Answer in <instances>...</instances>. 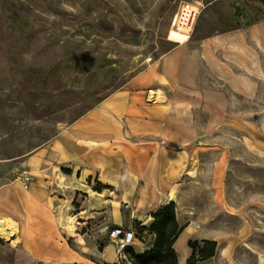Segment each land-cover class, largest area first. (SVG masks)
I'll use <instances>...</instances> for the list:
<instances>
[{
    "label": "rangeland",
    "instance_id": "rangeland-1",
    "mask_svg": "<svg viewBox=\"0 0 264 264\" xmlns=\"http://www.w3.org/2000/svg\"><path fill=\"white\" fill-rule=\"evenodd\" d=\"M204 42L198 81L155 91L170 43ZM171 204L179 264H264V0H0V218L30 230L0 264H131L112 230L143 255Z\"/></svg>",
    "mask_w": 264,
    "mask_h": 264
},
{
    "label": "trees",
    "instance_id": "trees-1",
    "mask_svg": "<svg viewBox=\"0 0 264 264\" xmlns=\"http://www.w3.org/2000/svg\"><path fill=\"white\" fill-rule=\"evenodd\" d=\"M151 218L153 223L149 231L155 236L152 248L143 255H135L132 249L126 248L125 251L129 254V262L131 264H179L174 246L185 231L186 226H180L177 223L174 206L171 204L158 210ZM144 232L146 229L141 227L139 233ZM216 247L215 242L203 241L201 246L189 242L188 248L192 250V255L187 260V264H196L198 261L213 258Z\"/></svg>",
    "mask_w": 264,
    "mask_h": 264
},
{
    "label": "crops",
    "instance_id": "crops-1",
    "mask_svg": "<svg viewBox=\"0 0 264 264\" xmlns=\"http://www.w3.org/2000/svg\"><path fill=\"white\" fill-rule=\"evenodd\" d=\"M209 42H212V41H209ZM170 44H174L176 46L173 47L161 59L160 69L162 71L161 75H163V80H160L159 82H156V84H154L156 86L155 91H161V90L167 91L168 88L170 87V83L172 85V82H174L175 80L177 81V83H179V85H182V87L186 88L185 90H189V88H191V85H194L193 83L198 81V78H199L198 74H199V60L200 59L198 58V56L199 55L207 56L208 55L207 50H210V49L206 48L207 45L204 42L203 46H205V47L201 48L200 51H198L194 54L193 51H189V49L186 48V47H188V45L185 47V45L180 46V45H177L175 43H170ZM189 82H192V84L190 85ZM157 88H159L160 90ZM89 142H95V141H89ZM41 152H42V150L40 149L38 151V154H41ZM56 171H57V169H56ZM35 175L37 177H39L41 175V173H39L37 171ZM108 182H109V184L114 185V183L112 181H108ZM167 200L170 201V199H167ZM166 204H168V203H166ZM48 205H49V207H52L51 200L48 201ZM162 208H164V207L158 208L157 210H160ZM157 210H155V212ZM181 236H184V232ZM185 242H186V240H185ZM184 247H185V255L187 257L190 254V251L188 248H186V246H184ZM37 261H39L37 263L42 264L40 259H37ZM62 264H64V263H62Z\"/></svg>",
    "mask_w": 264,
    "mask_h": 264
},
{
    "label": "bare ground",
    "instance_id": "bare-ground-1",
    "mask_svg": "<svg viewBox=\"0 0 264 264\" xmlns=\"http://www.w3.org/2000/svg\"><path fill=\"white\" fill-rule=\"evenodd\" d=\"M185 10L195 13L194 16V20L196 18V16L198 15L199 11L198 8L196 6H191V5H186L185 6ZM178 31L180 32V34L184 35L185 37H189L191 35L192 32V27H185V26H181L178 25L177 26ZM156 94L154 92H150L149 94V98L148 101H152L156 99ZM159 101V98H158ZM161 101V100H160ZM98 144L93 145V147H98ZM172 172V171H171ZM175 174V171H174ZM173 177V176H172ZM60 180H63L64 177L63 176H59ZM66 179V178H65ZM61 182V181H59ZM167 183V182H166ZM60 184V183H59ZM60 186V185H59ZM169 186V185H168ZM172 192H170V194L168 195V199L174 198V191L171 190ZM28 194V193H27ZM33 194V193H32ZM4 195V194H3ZM26 195V194H25ZM24 195V198H25ZM99 195V194H98ZM29 196V195H28ZM27 199V197H26ZM37 202V201H36ZM32 206V210L34 209H38L37 205L35 202H33L32 204H30ZM158 211V210H157ZM156 211V212H157ZM44 212V211H43ZM155 212V213H156ZM50 218V217H48ZM62 218V217H61ZM51 219V218H50ZM31 220V217L28 216V221ZM62 220V219H61ZM21 231L22 233H24L25 235H27V237L30 234V230L27 227V225H25L23 227V230H21L19 228V225L16 221H14L12 218H0V239H2L5 243H7L9 246L15 248L17 246V244L20 241V236H21ZM66 231H67V235L69 236V238L71 237L72 239L74 238V241L76 242V244L83 246L84 245V241L82 240V238H80L78 235H76V227L74 226L73 222L71 221L70 223H68L67 227H66ZM186 234H189V232L186 230ZM24 235V236H25ZM32 236V234L30 235ZM30 240V238H29ZM133 247V246H132ZM185 257V254H184ZM60 258V257H59ZM74 264V263H73Z\"/></svg>",
    "mask_w": 264,
    "mask_h": 264
},
{
    "label": "built area",
    "instance_id": "built-area-1",
    "mask_svg": "<svg viewBox=\"0 0 264 264\" xmlns=\"http://www.w3.org/2000/svg\"><path fill=\"white\" fill-rule=\"evenodd\" d=\"M195 13L186 11L183 9L181 16H178L174 19L173 26H189L192 27V23L194 22ZM110 237L113 241H118V249L124 250L126 248H131L135 243V232L131 229H114L112 230Z\"/></svg>",
    "mask_w": 264,
    "mask_h": 264
}]
</instances>
